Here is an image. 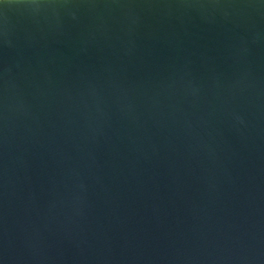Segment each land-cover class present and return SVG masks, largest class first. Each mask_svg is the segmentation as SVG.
<instances>
[{
    "label": "water",
    "instance_id": "water-1",
    "mask_svg": "<svg viewBox=\"0 0 264 264\" xmlns=\"http://www.w3.org/2000/svg\"><path fill=\"white\" fill-rule=\"evenodd\" d=\"M0 264H264V0H0Z\"/></svg>",
    "mask_w": 264,
    "mask_h": 264
}]
</instances>
